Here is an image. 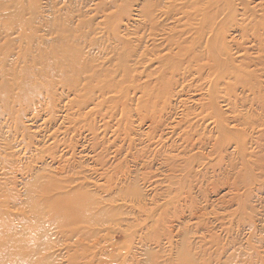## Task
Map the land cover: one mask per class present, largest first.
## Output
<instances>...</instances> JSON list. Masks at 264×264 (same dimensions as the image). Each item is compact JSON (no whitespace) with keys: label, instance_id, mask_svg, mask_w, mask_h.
<instances>
[{"label":"rangeland","instance_id":"374dc122","mask_svg":"<svg viewBox=\"0 0 264 264\" xmlns=\"http://www.w3.org/2000/svg\"><path fill=\"white\" fill-rule=\"evenodd\" d=\"M207 1L0 0V209L108 213L51 228L48 264H264V0ZM61 44L85 68L47 90Z\"/></svg>","mask_w":264,"mask_h":264},{"label":"bare ground","instance_id":"6f19581e","mask_svg":"<svg viewBox=\"0 0 264 264\" xmlns=\"http://www.w3.org/2000/svg\"><path fill=\"white\" fill-rule=\"evenodd\" d=\"M223 1L226 2V0ZM211 3L213 4L214 0H208L204 7H208ZM209 15H206L202 23L206 22V18H211L213 14ZM33 60L41 63L44 70L50 73L51 79L44 82L47 90L51 89L50 85L57 77L67 79L69 75L79 76L81 68L77 65L85 68L80 64L79 54L73 45L61 44L51 51L39 49ZM106 86L115 87L112 83H106L102 84L100 88L105 89ZM32 89H29L27 84L22 87L24 93L22 95L24 100H22L24 102H30L32 98L30 92L34 90ZM7 93L4 84L1 85L0 83V97L3 100L7 99ZM52 183L50 181L40 183V188L44 194L48 189H52ZM94 201V197L84 191L72 192L67 195L62 194L54 200L48 198L40 200V198L32 195L30 191L24 203V214L19 218L18 229H13L10 226L7 212L0 209V264H48L43 252L51 242L49 234L51 228H60L66 235H85L88 233L84 229L89 228L92 224L99 225L101 221L108 217L107 212L95 213L93 211ZM179 259L181 260L179 264H192L191 261L185 260L184 256H180Z\"/></svg>","mask_w":264,"mask_h":264}]
</instances>
